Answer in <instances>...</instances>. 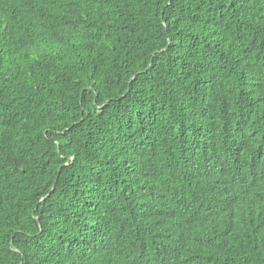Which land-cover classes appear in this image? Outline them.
Wrapping results in <instances>:
<instances>
[{"label": "trees", "instance_id": "16d2710c", "mask_svg": "<svg viewBox=\"0 0 264 264\" xmlns=\"http://www.w3.org/2000/svg\"><path fill=\"white\" fill-rule=\"evenodd\" d=\"M0 264H264V0H0Z\"/></svg>", "mask_w": 264, "mask_h": 264}, {"label": "bare ground", "instance_id": "6f19581e", "mask_svg": "<svg viewBox=\"0 0 264 264\" xmlns=\"http://www.w3.org/2000/svg\"><path fill=\"white\" fill-rule=\"evenodd\" d=\"M38 259V258H37Z\"/></svg>", "mask_w": 264, "mask_h": 264}]
</instances>
